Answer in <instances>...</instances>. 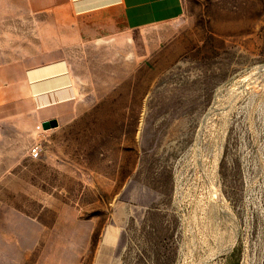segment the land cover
Masks as SVG:
<instances>
[{
    "label": "rangeland",
    "instance_id": "rangeland-1",
    "mask_svg": "<svg viewBox=\"0 0 264 264\" xmlns=\"http://www.w3.org/2000/svg\"><path fill=\"white\" fill-rule=\"evenodd\" d=\"M134 4L117 35L56 33L57 127L0 135V264H264V0ZM31 20L0 0V67Z\"/></svg>",
    "mask_w": 264,
    "mask_h": 264
},
{
    "label": "crops",
    "instance_id": "crops-1",
    "mask_svg": "<svg viewBox=\"0 0 264 264\" xmlns=\"http://www.w3.org/2000/svg\"><path fill=\"white\" fill-rule=\"evenodd\" d=\"M135 6L134 0H26L36 32L22 44L14 62L0 67V135L13 136L18 131L20 136L34 125L55 119L57 96H69L68 91L76 89L78 77L70 64L54 60L60 56L54 45L56 33L63 36L59 40L69 43L117 35L120 22L144 23L136 22ZM146 10L139 15L150 17ZM56 26L61 30L56 31Z\"/></svg>",
    "mask_w": 264,
    "mask_h": 264
},
{
    "label": "water",
    "instance_id": "water-1",
    "mask_svg": "<svg viewBox=\"0 0 264 264\" xmlns=\"http://www.w3.org/2000/svg\"><path fill=\"white\" fill-rule=\"evenodd\" d=\"M57 126H58V121L56 119H51V120L42 122V128L44 130L55 128Z\"/></svg>",
    "mask_w": 264,
    "mask_h": 264
},
{
    "label": "built area",
    "instance_id": "built-area-1",
    "mask_svg": "<svg viewBox=\"0 0 264 264\" xmlns=\"http://www.w3.org/2000/svg\"><path fill=\"white\" fill-rule=\"evenodd\" d=\"M39 128H41V125H38L37 126V129H39ZM39 153H40V148H39L38 145H35V146H33V147L30 148V154H31V156L37 157L39 155Z\"/></svg>",
    "mask_w": 264,
    "mask_h": 264
},
{
    "label": "bare ground",
    "instance_id": "bare-ground-1",
    "mask_svg": "<svg viewBox=\"0 0 264 264\" xmlns=\"http://www.w3.org/2000/svg\"><path fill=\"white\" fill-rule=\"evenodd\" d=\"M252 72V71H251ZM255 73V72H254ZM254 75V74H253ZM243 79V78H242ZM240 80V79H239ZM242 82H244V81H242ZM230 109H232V108H230ZM227 125V124H226ZM225 129V128H224ZM203 143V142H202ZM215 183V182H214ZM218 194H219V192H218ZM215 195V194H214ZM213 198V197H212ZM214 198H215V196H214ZM221 198V197H220ZM218 200V199H217ZM215 201V200H214ZM219 202V201H218ZM224 206V205H223ZM217 208V207H216ZM225 210V209H224Z\"/></svg>",
    "mask_w": 264,
    "mask_h": 264
}]
</instances>
